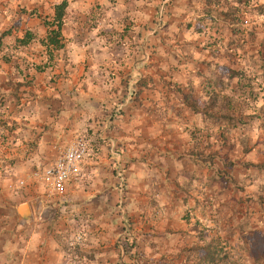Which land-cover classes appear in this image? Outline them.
Segmentation results:
<instances>
[{
  "label": "rangeland",
  "instance_id": "obj_1",
  "mask_svg": "<svg viewBox=\"0 0 264 264\" xmlns=\"http://www.w3.org/2000/svg\"><path fill=\"white\" fill-rule=\"evenodd\" d=\"M173 1L164 0L162 12L156 15L155 41L150 49L153 55L140 59L143 65L129 79L133 86L126 91L123 88L121 103L112 110L110 121L96 122V132H88L91 138L82 135L88 141L90 156H96L100 154V144L109 141L108 133L121 126L117 121L124 119L121 127L136 133L134 138L129 136V141L121 139L119 146L110 142L108 157L120 198L119 224L111 232L116 234L115 242L120 246L122 260H127L125 264H264V0H201L200 7V0H189L183 18H173L179 21L178 26L166 28L173 16L172 12L168 16L166 9ZM7 33L0 31V72L9 65L13 67L10 94L17 97L14 88L21 84L33 89L35 82L53 83V76L39 79L37 74L53 66L51 62L29 67L34 62H26L17 54L23 41H9L13 29ZM136 48L132 45V49ZM136 61L137 57L115 60L126 68H137ZM17 78L24 82H17ZM112 78L107 75L102 80L109 84ZM109 90L112 89L105 91ZM6 98L0 90V150L7 143L5 132L13 128L7 122ZM98 98L99 102L105 100ZM131 105L137 119L130 125L125 113ZM148 128L152 131L149 142L152 140L158 151L149 154L145 164L142 151L149 143L141 136L145 130L146 137ZM128 154L144 163L158 184L155 188L160 190L161 172H167L168 180L172 178L173 182L177 173L192 171L191 163L196 162V181L185 187L196 201L188 207L196 210L176 212L189 216L184 223L196 229L187 245L190 250L140 249L146 232L154 231L148 242L160 239L162 221L150 205L139 202L131 203V210L130 205L127 207L131 197L129 171H140V167L133 168L128 163ZM183 161L189 165L183 166ZM83 164L70 180L80 186L86 180ZM12 173L17 180L18 172ZM101 221L91 219V228H101ZM112 227L106 219L105 228ZM110 237L106 236V242ZM174 239L178 244L183 242L180 234L173 237L177 244Z\"/></svg>",
  "mask_w": 264,
  "mask_h": 264
},
{
  "label": "crops",
  "instance_id": "obj_2",
  "mask_svg": "<svg viewBox=\"0 0 264 264\" xmlns=\"http://www.w3.org/2000/svg\"><path fill=\"white\" fill-rule=\"evenodd\" d=\"M163 3L164 0H0V31L12 33L13 29L9 41H23L24 45L17 47V54L26 62H34L29 67L51 62L53 66L40 73L44 76L37 73L39 79L47 75L54 77L53 83L35 82L33 89L21 84L20 88H14L18 92L15 97L10 94L13 88L9 84L13 67L9 65L0 72V90L7 96V122L13 125L5 132L7 143L0 150V264H125L127 261L122 260L116 234L111 232L119 224L120 198L108 157L112 142L119 146L121 139L129 141V136L136 135L121 127L124 119L117 121L121 126L108 133L109 141L100 144V154L85 160L83 187L72 180L64 198H50L45 185L30 174L54 165L61 153L83 134H94L96 122L110 121L112 110L121 103L123 88L126 91L129 85L133 86L129 79L143 65L140 59L153 55L150 49L155 41V18L162 12ZM189 3V0H174L167 7L168 16L171 12L173 16L166 28L178 26L179 21L173 18H183ZM63 4L64 9H59ZM197 6H202L201 0ZM57 20L62 22V29L55 45L49 42V34L57 28ZM141 44L149 46L140 47ZM132 45L137 48L132 49ZM136 57L137 68L115 62ZM107 75L114 77L109 84L102 80ZM17 82L23 83L24 79L17 78ZM107 89L112 90L107 92ZM99 96L105 100L99 102ZM132 107L125 113L130 125L137 119ZM142 132L141 138L149 143V148L142 151L146 156L143 162L148 164V155L158 150L153 148L152 140L149 142L151 128L146 130V137L145 130ZM131 157V154L126 156L128 163L133 168L140 167V171L137 174L135 170L129 171L131 197L127 207L130 205L131 210L134 206L131 203H145L159 212L161 217L157 219L162 221L160 239L148 242L154 231L146 232L143 237L146 241L140 249L190 250L191 246L187 245L196 229L191 223H184L189 216L176 212L196 210L191 205L188 207L196 201L185 188L186 183L191 185L196 181V162L189 161L193 169H187V174L176 172L173 182L172 178L168 180L167 172H161L160 190L155 188L158 184L149 176L144 163ZM182 163L189 165L186 161ZM15 170L17 180L11 174ZM23 179L27 184L22 191L10 188ZM91 219L102 220L101 228L92 229ZM106 219L112 228H105ZM178 234L183 242L178 244L174 239L177 245L173 237ZM107 235L111 236L108 242Z\"/></svg>",
  "mask_w": 264,
  "mask_h": 264
},
{
  "label": "built area",
  "instance_id": "obj_3",
  "mask_svg": "<svg viewBox=\"0 0 264 264\" xmlns=\"http://www.w3.org/2000/svg\"><path fill=\"white\" fill-rule=\"evenodd\" d=\"M169 1L166 0L167 3ZM90 153L86 138L84 136L79 137L61 153L54 165L34 170L32 177L37 182L45 185L49 196L54 195L64 198L68 183L74 176H77L80 165L85 162ZM25 185V181L20 180L16 186L11 185L10 188L19 191Z\"/></svg>",
  "mask_w": 264,
  "mask_h": 264
},
{
  "label": "trees",
  "instance_id": "obj_4",
  "mask_svg": "<svg viewBox=\"0 0 264 264\" xmlns=\"http://www.w3.org/2000/svg\"><path fill=\"white\" fill-rule=\"evenodd\" d=\"M64 7L65 4L61 5L59 9H64ZM61 29H62V22L59 21V23L57 24V28L52 30L49 34V42H51V44H55V45L57 44V39L61 36Z\"/></svg>",
  "mask_w": 264,
  "mask_h": 264
}]
</instances>
